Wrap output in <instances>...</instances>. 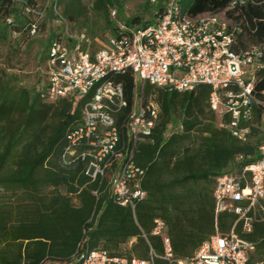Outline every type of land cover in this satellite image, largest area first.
I'll list each match as a JSON object with an SVG mask.
<instances>
[{"label": "trees", "instance_id": "trees-1", "mask_svg": "<svg viewBox=\"0 0 264 264\" xmlns=\"http://www.w3.org/2000/svg\"><path fill=\"white\" fill-rule=\"evenodd\" d=\"M13 1L0 0V4L10 6ZM232 1L236 3L230 7ZM144 3L150 18L155 6L147 0ZM178 5L188 15L224 10L233 27L239 29L234 30L236 52L250 45H264V0H178ZM16 17L35 24L33 14L25 13L23 7ZM147 22L148 18L140 21L138 17L126 20L129 25ZM113 29L114 26L110 31ZM58 36L56 31L49 33L41 78L32 95L24 88L9 86L0 77V185L34 193L29 204L0 205V244L4 243L0 264H70L94 249L105 250L112 257L139 260H149L151 249L156 255L154 264H167L161 258L162 237L150 233L156 218L164 222L173 258L190 256L214 232V178L259 157L258 147L264 142L259 110L254 111L249 139L240 142L218 126L207 103L209 86L199 84L178 93L143 83L130 71L108 74L107 78L121 86L126 100V106L116 115L119 144L127 149L133 147L132 161L143 170L140 184L147 195L132 212L116 204L110 195L109 180L116 162L103 177L90 180L84 173L86 160L69 165L61 161L65 136L79 123L91 93L51 102L56 105L57 123L49 130L45 126L40 134L36 132L43 106L41 91L46 83L48 49ZM89 38L92 51L106 42V37ZM256 76L254 91L262 98L264 68L257 69ZM141 88L145 97L154 95L159 115L151 134L132 146L124 123ZM16 113L23 117L17 126L9 119ZM233 220L234 216L221 214L217 228L224 233ZM237 233L255 244L248 264L262 262L255 257L264 249V220L256 215L250 233L239 229ZM132 239L123 250L122 246Z\"/></svg>", "mask_w": 264, "mask_h": 264}, {"label": "built area", "instance_id": "built-area-1", "mask_svg": "<svg viewBox=\"0 0 264 264\" xmlns=\"http://www.w3.org/2000/svg\"><path fill=\"white\" fill-rule=\"evenodd\" d=\"M147 1L155 7L145 24L117 21L116 10H110L114 29L107 34L105 44L93 51L89 36L74 32L67 20L57 15L54 24L62 29L49 46L46 83L41 91V97L49 102L91 93L79 123L65 136L61 161L69 165L86 160L84 173L90 180L103 177L116 162L109 180L110 195L116 204L129 207L132 212L135 204L147 195L140 184L143 170L132 161L133 147L127 149L119 144L116 115L126 106V100L121 86L107 78L108 74L130 71L143 83L178 93L199 84L207 85L208 107L219 127L246 142L254 111L258 109L264 129V90L262 98L254 91L256 70L264 68V45H250L236 52L234 30L239 29L230 25L224 10L188 15L181 11L178 0ZM235 3L232 1L229 6ZM23 10L28 13L31 9L24 4ZM30 26L32 33L36 26ZM158 115L154 95L145 97L141 88L124 123L132 146L151 134ZM258 153L254 162L235 166L214 178V232L190 256L175 260L163 220H153L150 233L162 237L161 258L167 264H248L255 244L240 237L237 230L248 234L256 215L264 220V142ZM92 194L96 196L97 192ZM221 214L234 216L224 233L217 228ZM133 240L128 242L129 246ZM155 256L151 249L149 260L112 257L105 250L94 249L70 264H154Z\"/></svg>", "mask_w": 264, "mask_h": 264}, {"label": "rangeland", "instance_id": "rangeland-1", "mask_svg": "<svg viewBox=\"0 0 264 264\" xmlns=\"http://www.w3.org/2000/svg\"><path fill=\"white\" fill-rule=\"evenodd\" d=\"M24 4L30 6L28 13L33 14L35 20L36 30L32 33L31 23L16 17ZM112 9L116 10L115 20L120 22L133 17L140 21L149 19L144 0H15L10 6L0 4V77L9 86L24 88L32 95L41 78L49 33L62 29L55 26L54 18L59 15L67 20L70 28L104 39L115 25L110 17ZM229 23L233 26L231 21ZM41 101L40 123L36 127L39 134L45 126L49 130L57 123L56 105L44 98ZM9 119L17 126L23 117L16 113ZM32 196V191L26 193L0 185L1 206L29 204ZM128 247V243L122 246L123 250ZM3 248L4 243H1L0 249ZM255 258L264 264V249H260Z\"/></svg>", "mask_w": 264, "mask_h": 264}]
</instances>
